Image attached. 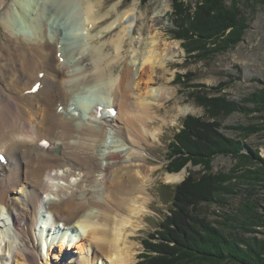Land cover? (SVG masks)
I'll return each instance as SVG.
<instances>
[{"label":"bare ground","instance_id":"bare-ground-1","mask_svg":"<svg viewBox=\"0 0 264 264\" xmlns=\"http://www.w3.org/2000/svg\"><path fill=\"white\" fill-rule=\"evenodd\" d=\"M108 3L0 0V153L8 161L0 162V222L5 213L12 222L0 224V264H36L35 245L46 251L44 264L49 256L74 264L135 263L130 238L149 213L155 172L144 141L160 134L148 129L157 123L150 114L157 118L172 100L160 79L178 43L151 33L137 4L122 12L123 3L107 10ZM140 20L147 22L134 40L129 30ZM45 199L52 217L37 214ZM37 223L43 226L35 231Z\"/></svg>","mask_w":264,"mask_h":264},{"label":"rangeland","instance_id":"rangeland-1","mask_svg":"<svg viewBox=\"0 0 264 264\" xmlns=\"http://www.w3.org/2000/svg\"><path fill=\"white\" fill-rule=\"evenodd\" d=\"M174 2H177L178 6H180V9L177 10L178 12L174 9ZM198 2V0H109L107 7V10H110L115 4L123 3V9L121 10L123 12L130 9L134 4H137L138 10L136 14L139 17L142 15L149 17V24L151 27H148V30L151 33L156 31L158 34L164 35L165 41H174L178 43L177 56L167 63V70L169 73L167 74V77H162V73L160 79V85H166L168 90L174 93L172 100L160 108L159 112L161 115L157 118H153V114H150L153 121L157 120V123L152 125V127L149 126L148 129L158 127L160 128V134L156 138L157 140L146 134V140L144 141L146 146L144 148L145 150L143 149L144 156L149 161V168H155V172L150 178V182L147 186L151 199L148 205L149 213L144 218L142 226L136 230L135 235L130 238L131 244L136 246L129 251L135 255L134 264H142L146 260H152L157 256L158 253L150 250L151 247L161 248V246H163L164 250L173 249L172 246H174V243L171 241L174 240L173 238L179 236L180 231H178L171 222L170 224L172 225H167L166 221L168 219L170 221V218L173 216V203H177L174 200V196L178 188H181L184 183L199 186L202 183L201 180L203 181L204 178H208V175L211 179L216 176H222L224 178V175H229L233 170V167L239 162L230 154L220 155L213 158V160L210 161L211 170L209 171L206 170L204 165L200 163L197 164L200 162V160H196L199 158L197 155H205L208 151L205 147H207L209 137L210 139L213 138L215 142L219 137L218 140L220 139L219 143L221 145L224 143L223 137L228 138L229 140L232 139L233 142L242 141L244 146L241 154L249 156L257 155L261 160H264V113L259 112V107L254 109V105L246 104V106L253 109V112L247 114L238 111L215 117L211 110L210 113H206L205 108L201 104L203 98L209 95L219 98L220 100H225L226 102L243 103L244 100H247L252 94L261 95L262 91H264V0H240L236 9L243 11L241 20L245 23L244 33H240L238 36H231L229 39L224 38L226 40L225 43L227 44H224L223 47L228 46V49L223 53H211L210 57L204 60L198 58L195 59L196 56L194 55L197 53L189 54L184 47V44L187 43L179 38V36L184 35L186 32V30L184 31V29H186L185 27H179L182 23V19L183 21L184 19L186 21H191L193 19L194 21L196 20L195 14L200 5ZM226 2L230 4L233 3V0H226ZM154 18H156L155 21H153ZM237 20H239L238 17ZM144 22L146 23L147 20H140L139 23L136 24V29L134 31H132V29L129 30V33L134 40H139L140 34L137 32V29H143L145 25ZM96 31V33H98V30ZM3 32L4 31L0 27V37L3 36ZM230 32L231 29H228L224 37H227ZM114 33H111L102 41H109ZM147 34L149 33L147 32ZM191 42H194V40ZM191 44L195 47L198 46L197 43ZM137 47H139L138 44ZM126 49L127 51L132 49L129 40ZM128 63L129 60L126 59L117 64L115 70L116 77L120 72L123 73L124 69L127 68ZM167 79H169V82ZM156 91L159 92L160 88H157ZM134 92L132 94H134ZM11 95L14 94L10 93L5 96V98H9ZM158 108L159 107H157V110ZM166 115H170L171 117L167 118L168 116ZM188 119H192L194 122H199V120H201L207 125L214 124L217 127L216 131L214 133L213 131L208 130V132L201 133L203 135H208L207 140L203 137V139L198 141L196 137L192 136V139L197 140V144L195 147L190 146L191 153H189L187 152L189 150V142L191 141L189 134L195 133L197 128L194 131L191 130L183 140L185 147L183 148L181 143V147H179V150L181 151L177 150L175 153V145L179 144L176 136L181 130H184L183 123ZM192 124L193 123H191V128ZM198 125L200 126L202 124L199 123ZM253 125L259 127V130L262 131L253 134L246 139L241 132L234 129L236 126ZM196 133L200 134L198 130ZM140 134L143 135L145 132L140 131ZM55 153L59 154L60 151L56 152L55 150ZM246 170L251 171L252 174H255L258 171L256 165L248 166ZM182 173L185 175H183V178L178 182H168L165 179L167 174ZM238 175L233 176L235 182H232L230 187H235L236 189L235 192H233L234 194L232 193L233 195L228 194L226 197L227 203L221 205L214 201L206 202L200 198V203L192 211V215L195 216V213L199 212L212 222H215L216 220L223 221L228 214L233 216L236 212L241 210L244 202L248 200L247 203L250 205L247 207L254 209L255 212L264 216V180L259 183L253 179H241V181H239L240 175ZM43 198H46V195H44ZM47 199H49V197ZM47 199L42 202L41 207L37 212L39 217H42L43 215L52 217L53 215L52 212L46 208ZM239 213H243L242 210ZM178 216L177 224L181 225L179 223H182L183 226H186V222H182L184 217L179 214ZM9 218V215L6 213L3 214L0 224L6 221L8 224H12L11 219ZM253 219L254 218H251L253 226L249 227V230H244L242 225L238 222L230 228H227L226 233L232 232L240 234L243 238L248 240H254L255 238L263 240L264 227H260L257 220L254 222ZM26 220L29 224L30 221L28 218ZM261 221L262 219L260 218L259 222ZM10 226L12 227V225ZM42 226L43 225H41V227ZM51 226H53L52 223L49 224L48 228ZM56 226L57 225H54L53 227L56 228ZM166 226H168V228L170 226L174 232L171 233L168 231L165 233L166 230L163 228H166ZM41 227L37 223L34 229L37 231ZM252 230L255 232L252 233ZM164 233L166 239L162 240L161 238ZM180 234L183 236L182 233ZM181 235L179 237L183 241ZM11 238L12 237L8 239L12 240ZM31 242H34V239ZM31 242L26 241V244L28 245L26 246H32ZM187 243V241L185 244L183 242V245H186ZM190 245L195 247L197 244L194 242ZM18 247L23 248V245L19 244ZM241 247L242 249L246 248L245 245H242L239 248L241 249ZM32 249L33 252H36L40 256V259L36 264H44L46 251L36 245L35 247L33 246ZM206 250H208V248H206ZM77 255H75L73 259H76L75 257H78ZM49 259H52L50 264H74L76 261H68V259H64V257L63 259L60 257L59 259L56 258L53 260V257L51 258L49 256ZM30 261L32 262L33 260Z\"/></svg>","mask_w":264,"mask_h":264},{"label":"trees","instance_id":"trees-1","mask_svg":"<svg viewBox=\"0 0 264 264\" xmlns=\"http://www.w3.org/2000/svg\"><path fill=\"white\" fill-rule=\"evenodd\" d=\"M198 1L200 5L198 6L197 12L195 14L196 20L194 21L193 19L191 21H186L184 19L183 21L182 19V23L179 25V27H185L186 29H184V31L186 30V32L184 35L179 36V38L187 43L184 44V47L189 54L197 53L194 55L196 56L195 59L198 58L204 60L210 57L211 53L225 52L228 49V46L223 47L224 44H227L225 43L226 40L224 38L229 39L231 36H238L240 33L243 34L245 23H243L241 20L243 11L236 9V6L238 3H240V0H233V3L230 4H228L226 0ZM173 5L176 11L180 9V6H178L177 2H174ZM237 17L239 20H237ZM228 29H231V32L227 35V37H224ZM192 40H194V42H191ZM191 43H197L198 46L195 47ZM201 104L205 108L206 113H210L211 110L215 117H218L219 115L223 116L226 114L235 113L238 111L247 114L253 112V109H251L249 106H246V104L254 105V109L259 107V112L264 113V91H262L261 95L252 94L251 97H248L243 103L226 102L225 100H220L219 98L209 95L203 98ZM191 123H193L192 128ZM199 123L202 125L199 126ZM183 125L184 130H181V132L176 136L179 144L175 145V153L177 150H179V147H181V143L183 148L185 147L183 140L186 135L191 132V130L194 131L197 128L200 134L196 133L197 130L195 133L189 134L191 139L189 142L190 145L188 146L189 150L187 151L189 153H191L190 146L195 147L197 140L199 141L203 139V137L207 140L208 135H203L201 133L208 132V130H211L215 133L217 128L214 124L207 125L201 120H199V122H194L192 119H188L186 122L184 121ZM234 129L241 132L245 136V139L262 131L259 130V127L254 125L236 126ZM192 136L196 137L197 140L192 139ZM218 138L215 142L213 138L210 139L209 137V142L207 143V147H205L208 149V151L205 155H197L199 158L196 160H200V162L197 164L200 163L204 165L206 170L209 171L211 170L210 161H212L213 158L220 155L230 154L239 162L233 167V170L229 175H224V178L222 176H216L215 178L211 179L208 175V178H204L203 181L201 180L202 183L199 186H195V184L191 185L190 183H184L182 187L180 186L181 188L176 190L174 200L177 203H173V216L170 218V221L169 219L166 221V224L168 225L171 222L175 228L180 231L179 236L181 235L180 233L183 234L184 237L181 235L183 241L179 236L177 238L172 237L174 239L171 241L174 243L172 250H164L163 246H161V248L151 247L150 250L157 252L158 255L152 260H146L142 264H264V239L259 240L255 238L254 240H248L243 238V236L240 234H235L232 232L226 233L227 228H230L232 225H235L238 222L242 225L244 230H249V227L253 226V221L251 218H254V222L257 220V223H259L260 227H264V216L255 212L254 209L248 208V205H250L247 203L248 200H246L242 205L241 210L243 213H239L241 212V210H239L233 216L228 214L223 221L216 220L215 222H212L199 212L195 213V216L192 215V211L200 203V198L203 201H214L221 205L227 203L226 197L228 194L231 195L233 192H235L236 189L235 187H230L231 183L235 182L233 176H237L239 174V181H241V179H253L259 183L260 181L264 180V160H261V158H259L257 155L249 156L246 154H241L244 146L242 141L233 142L232 139L229 140L228 138L223 137L224 143L221 145L219 143L220 139L218 140ZM253 165H256L258 169L255 174H252L251 171L246 170L248 166ZM178 214L184 217L182 222L185 221L186 226H183L182 223H179L181 225L177 224V218L179 217ZM260 218L262 219L261 222H259ZM163 229L166 230L165 233L168 231L171 233L174 232L170 226L169 228L166 226V228ZM254 232L255 231L252 230V233ZM165 233L162 235V240L166 239ZM186 241L188 242L186 244L188 246L183 245V242L185 244ZM194 242L197 245L192 247L193 244H190ZM242 245H245L246 248L242 249L241 247L240 249L239 247ZM205 247L208 248V250H206Z\"/></svg>","mask_w":264,"mask_h":264}]
</instances>
